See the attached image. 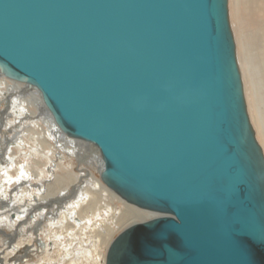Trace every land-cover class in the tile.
Instances as JSON below:
<instances>
[{
    "label": "water",
    "instance_id": "1",
    "mask_svg": "<svg viewBox=\"0 0 264 264\" xmlns=\"http://www.w3.org/2000/svg\"><path fill=\"white\" fill-rule=\"evenodd\" d=\"M236 47L229 0H0V76L38 90L106 186L151 213L105 264H264Z\"/></svg>",
    "mask_w": 264,
    "mask_h": 264
},
{
    "label": "bare ground",
    "instance_id": "2",
    "mask_svg": "<svg viewBox=\"0 0 264 264\" xmlns=\"http://www.w3.org/2000/svg\"><path fill=\"white\" fill-rule=\"evenodd\" d=\"M229 16L248 114L264 155V0H229ZM26 86L33 88L0 76V87L16 96H10L11 99L18 97L17 102L10 103L12 106L9 107L8 115L12 120L6 124L7 115L3 123L4 129L10 130L8 139L5 137L7 147L2 141L0 144V192L3 194L9 188L10 193L19 200L18 203L24 206L19 205L23 211H17V215L10 211L6 222L2 218L1 222L17 231L16 225L20 223L28 227L34 222L40 225L44 220L37 229H40L38 236L41 245L38 248L33 244V239L37 237L31 230L29 236L20 242L24 251L18 245H11L1 255L5 258L1 264H9L8 258L18 250L19 263L15 264L29 262V258L38 254L42 255L38 264H98L101 257L105 264L108 246L116 237L107 235L116 228L120 232L130 223L148 218L151 213L139 211L106 186L99 175L101 158L98 152L91 145L66 136L47 110L38 90L32 93ZM18 91L21 92L19 95ZM3 97L0 93V99ZM15 127L17 129L13 130ZM83 143L91 149H85ZM74 157L79 163L89 162L99 177L89 172V168L85 171L83 167L79 168L81 173L77 176L74 169L64 164L69 161L67 163L72 165ZM81 181L86 183L82 185ZM70 188L73 196L71 201L66 199L70 196ZM107 193L111 199L118 197L124 205L111 206V200L105 199ZM3 195L0 200L3 199L7 205L9 198ZM51 201L58 202L59 205L55 207L53 204L54 207H51ZM8 207L9 205L4 208L6 213ZM5 211L0 210V213ZM77 233H81V237ZM68 236L70 237L67 238ZM70 238L72 241L67 242ZM8 240L13 242L12 238ZM8 255L10 256L7 257Z\"/></svg>",
    "mask_w": 264,
    "mask_h": 264
},
{
    "label": "rangeland",
    "instance_id": "3",
    "mask_svg": "<svg viewBox=\"0 0 264 264\" xmlns=\"http://www.w3.org/2000/svg\"><path fill=\"white\" fill-rule=\"evenodd\" d=\"M27 87V86H26ZM27 89H28V91L29 92H32V93H36V89H34V88H28L27 87ZM3 91H7V90H3V87L1 88L0 87V93H2ZM27 91V92H28ZM4 92V93H5ZM26 92V93H27ZM0 105H2V104H0ZM14 113V112H13ZM10 115V114H9ZM8 115V118H7V124H8V122L9 121H11L12 120V118L10 117ZM34 119V118H33ZM82 145H84V147H85V149H91L90 147H88V145L87 144H82ZM81 150H83L82 148H81ZM89 159V158H88ZM68 163H69V161H67ZM67 162H64V164L65 165H69L68 167L69 168H71V169H74V171L76 172V174H77V176L81 173L80 171H78V169L76 168V167H78L79 166V168L80 167H83L84 169H85V171H86V169H88L89 170V172H91L92 174H95L97 177H99L98 176V173L94 170V168H93V166H91V165H89V162L87 163V164H84V163H79V165H76V162H75V160L73 159L72 160V165L71 164H68ZM67 163V164H66ZM71 166V167H70ZM11 169V168H10ZM59 172V171H58ZM85 178V177H84ZM87 180H88V178H87ZM90 182L92 183V180L90 179ZM84 183H86V182H84ZM84 183H81L82 185L84 184ZM9 189V188H8ZM71 190V188L69 189V191ZM108 190V189H107ZM109 191V190H108ZM54 197L56 196V195H53ZM52 196V197H53ZM117 197V196H116ZM72 198H73V196H72V194H70V196L69 197H67L66 199H68V200H72ZM105 199H110L111 200V206H114V205H116L117 207H122L123 205H124V203L120 200V199H118V197L117 198H110L109 196H108V193H107V195L105 194ZM74 201V200H73ZM112 201H114V202H112ZM63 203V202H62ZM117 203V204H116ZM55 205V207H57L59 204H58V202H55V201H52V203H51V207L53 206L54 207V205ZM9 205V207L8 208H10V204H8ZM19 205L20 206H23L22 205V203H19ZM67 205V204H66ZM19 206V207H20ZM108 206H110L109 204H108ZM6 206H3V208H5ZM134 207V206H133ZM23 208H24V206H23ZM134 208H136V207H134ZM136 209H138L139 211H146V210H142V209H139V208H136ZM49 210V208L47 209V211ZM2 211H5L4 209H2ZM6 212V211H5ZM2 213H4V212H2ZM10 215V213L8 212V209H7V213L5 214V215H3V217H2V219H3V222L5 223L6 222V220H7V217ZM59 216H60V214L58 215V217L57 218H59ZM46 217H48V215L46 216ZM57 219H55V221H56ZM50 222V221H49ZM45 224H48V222H45ZM30 227H31V225H29ZM15 230V229H14ZM11 231H13V229L11 230L10 229V227L9 226H7V224H3L1 221H0V251H2V250H5V249H8L10 246H9V241H8V236H7V234L8 233H10ZM21 231V232H20ZM31 230H29L28 229V227L27 226H24V225H21L20 227H19V232H18V234H17V236H15V238H13V242H12V244L11 245H18V247H21V251H24V247H22V243L20 244V242L22 241V240H25L28 236H29V232H30ZM119 233V229L118 228H116V230L113 232V233H109L108 235H107V237H109L110 236V234H111V236L113 235V238L117 235ZM81 233H77V236H79V237H81ZM43 237V236H42ZM70 236H68L67 238H69ZM86 237H88V235H86ZM72 238H74V237H72ZM71 239V238H70ZM69 241H72V239L71 240H67V242H69ZM57 248L55 247V250H56ZM60 249H62V247L60 246ZM52 251H53V249H52ZM19 254H20V251L18 250L17 251V253L16 254H14V255H8L7 257H9V259H8V263L9 264H15L16 262H18L19 263V261H18V259H17V257L19 256ZM44 255V254H43ZM13 256V257H12ZM0 257H3V259H4V256H1L0 255ZM15 257V258H14ZM41 257H42V255H39L38 254V256H33V257H31V258H29V262H25V263H23V264H26V263H29V264H38L39 262H40V260H41ZM99 260H101V262L99 261L98 262V264H103L102 263V257L99 259ZM21 262V261H20ZM37 262V263H36ZM3 263V262H2ZM1 264V263H0Z\"/></svg>",
    "mask_w": 264,
    "mask_h": 264
},
{
    "label": "flooded vegetation",
    "instance_id": "4",
    "mask_svg": "<svg viewBox=\"0 0 264 264\" xmlns=\"http://www.w3.org/2000/svg\"><path fill=\"white\" fill-rule=\"evenodd\" d=\"M11 91V90H10ZM11 93L12 92H10V93H1V94H3V98H1L0 99V104H2V105H0V144H2V142H3V144L7 147V145H8V142H7V135H8V133H9V131L8 130H10V129H4L5 127H3V124H2V119H4L7 115H8V112H9V107H11L12 106V104H14L15 102H17L18 101V97L17 98H14V99H11V97L10 96H13V97H16L15 95H11ZM21 92H19L18 91V95L20 94ZM6 94H8V95H6ZM13 94V93H12ZM3 101V102H2ZM5 102V103H4ZM6 103H8L7 105H6ZM10 103H12V104H10ZM11 105V106H10ZM13 111L14 110H12L11 111V114H13ZM6 112V113H5ZM10 116V115H9ZM8 118V117H7ZM2 127V128H1ZM8 127V126H7ZM17 128H18V126H16ZM13 128V130H16L17 128ZM4 131H6V133H4ZM3 133V134H2ZM7 139H6V138ZM2 138V139H1ZM6 141H5V140ZM2 141V142H1ZM5 142V143H4ZM74 160H75V162L79 165V162H77L78 161V159H76L75 157H74ZM11 168V167H10ZM8 169V168H7ZM77 169L79 170V167H77ZM10 170H12V168L10 169ZM80 171V170H79ZM5 172H6V170H5ZM3 174H4V171H3ZM84 178V177H83ZM81 183H83V181H81ZM2 193L0 192V197L2 198V195L3 196H6V197H8L9 198V201L7 202V205H8V203H10V204H12L11 205V207L10 208H8V212H10V213H12V214H19L17 211H19V212H21V211H23L22 209H21V207H19V200H17V198H15L13 195L14 194H12V193H10V189H7V192L6 191H3V194L1 195ZM6 194V195H5ZM10 197H12V199H10ZM10 200H12V201H10ZM1 202H0V204H2V206L0 205V210H2V209H4L3 208V206H7L6 205V203H4V201H3V199H1L0 200ZM3 202V203H2ZM17 202V203H16ZM42 203H43V201H42ZM16 207H15V206ZM41 205V204H40ZM39 205V206H40ZM18 207V208H17ZM14 208V209H13ZM47 208V207H46ZM6 214V212L5 213H0V221H1V218H2V216L3 215H5ZM30 219V218H29ZM43 221V223H44V220H42ZM20 223V222H19ZM42 223V224H43ZM42 224H40V225H38L37 223H35L34 222V224L30 227V226H28V229L29 230H32L31 232H32V234L33 235H35V237H37V238H35V239H33V244H35L38 248H39V245H41V241L39 240V236H38V233H39V230H37L38 228H40V226L42 225ZM22 225V223H20L19 225H16V227H17V231L16 230H14L13 229V231H11L10 233H8L7 234V236H8V239H10V238H15V236H17V232H19V227ZM29 225H31V224H29ZM37 230V231H36ZM11 235H13V236H11ZM10 237V238H9ZM9 241V240H8ZM9 243V246H11V243H10V241L8 242ZM9 249V248H8ZM8 249H5V250H2V251H0V255H4L5 254V252L8 250ZM24 254L26 255V253L24 252ZM9 259V258H8ZM4 260H5V258L3 259V257H0V263H4Z\"/></svg>",
    "mask_w": 264,
    "mask_h": 264
},
{
    "label": "crops",
    "instance_id": "5",
    "mask_svg": "<svg viewBox=\"0 0 264 264\" xmlns=\"http://www.w3.org/2000/svg\"><path fill=\"white\" fill-rule=\"evenodd\" d=\"M4 121H5V118L2 119V124L4 123ZM6 124H7V123H6ZM67 194H68V193H67ZM67 194H66V195H67ZM70 194H72V191H71V190H70ZM64 197H65V196H64ZM64 197H63V198H64Z\"/></svg>",
    "mask_w": 264,
    "mask_h": 264
}]
</instances>
